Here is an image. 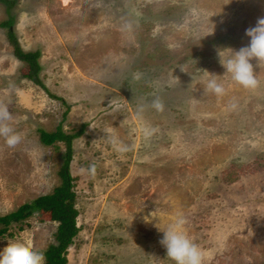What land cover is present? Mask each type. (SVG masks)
<instances>
[{
	"label": "rangeland",
	"instance_id": "1",
	"mask_svg": "<svg viewBox=\"0 0 264 264\" xmlns=\"http://www.w3.org/2000/svg\"><path fill=\"white\" fill-rule=\"evenodd\" d=\"M10 1L0 22L13 16L23 50L41 52L43 86L25 78L0 28V107L21 136L14 148L0 138V216L60 185L66 145L42 144L39 128L61 125L83 130L72 141L79 232L68 264H173L158 228L177 214L205 264H264V64L252 61L249 90L222 75L217 54L248 43L264 0ZM205 70L221 75L224 95L203 90ZM57 224L38 211L0 233V247L44 255Z\"/></svg>",
	"mask_w": 264,
	"mask_h": 264
},
{
	"label": "clouds",
	"instance_id": "2",
	"mask_svg": "<svg viewBox=\"0 0 264 264\" xmlns=\"http://www.w3.org/2000/svg\"><path fill=\"white\" fill-rule=\"evenodd\" d=\"M248 43L238 50L228 48L227 55L218 50L219 63L223 67L222 75L227 74L230 81L245 89H254L258 85V80L254 72L256 65L264 64V17L257 19L255 26L245 29ZM183 70V69H182ZM216 75L205 70L204 78L201 80L203 90L216 96L225 94V85ZM153 107L157 110L162 108L159 100L153 101ZM11 116L6 107H0V138L9 148H14L20 143L21 136L14 128L7 123ZM150 132L145 130V135ZM110 143L118 153L127 151V146L119 143L114 137ZM87 171L94 174L95 165L90 164ZM185 219L182 214H177L174 220L168 224L162 231L163 235L160 244L164 247L166 256L173 264H205L207 253L199 247L187 234L185 228ZM0 264H44L43 252L34 249L23 242H10L0 247Z\"/></svg>",
	"mask_w": 264,
	"mask_h": 264
},
{
	"label": "trees",
	"instance_id": "3",
	"mask_svg": "<svg viewBox=\"0 0 264 264\" xmlns=\"http://www.w3.org/2000/svg\"><path fill=\"white\" fill-rule=\"evenodd\" d=\"M2 1L9 4V7L12 6V1ZM13 25V16H8V18L0 22V28H6L8 41L13 46L14 55L28 65V72L25 74V78H29L33 82L43 86L39 75L42 69L39 62L41 52L39 50L24 51L12 28ZM60 100L64 102L62 98ZM67 108L68 112L69 107ZM82 131L68 134L63 130L61 125L56 131L52 132L39 128L42 144L51 146L56 145L57 142H64L66 145L63 163L58 171L61 183L54 189L53 193L39 196L31 202L21 205L14 212L0 216V224L4 226L0 230V233L7 231L13 222L23 223L24 220L38 211L47 214L51 221L58 223L56 231L53 234L55 242H51L44 251L46 264H68V249L74 243V237L79 232V227L77 226L79 211L75 206L76 192L74 191V177L70 173V164L73 159L72 141L81 135Z\"/></svg>",
	"mask_w": 264,
	"mask_h": 264
},
{
	"label": "bare ground",
	"instance_id": "4",
	"mask_svg": "<svg viewBox=\"0 0 264 264\" xmlns=\"http://www.w3.org/2000/svg\"><path fill=\"white\" fill-rule=\"evenodd\" d=\"M64 5H67V3L69 2V0H62Z\"/></svg>",
	"mask_w": 264,
	"mask_h": 264
}]
</instances>
